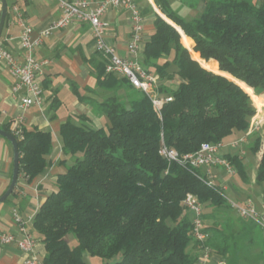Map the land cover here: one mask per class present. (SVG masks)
I'll list each match as a JSON object with an SVG mask.
<instances>
[{"label":"trees","instance_id":"trees-1","mask_svg":"<svg viewBox=\"0 0 264 264\" xmlns=\"http://www.w3.org/2000/svg\"><path fill=\"white\" fill-rule=\"evenodd\" d=\"M153 1L180 33L151 7L142 10L153 16L142 64L159 76L160 96L172 100L158 115L146 94L127 79L106 74L102 59L97 63L96 86L114 92L99 104L107 126L93 128L80 117L59 128L62 153L73 163L57 175L55 189L32 220L34 236L45 249L43 264H86V255L104 264H195L198 256L187 252L196 243L184 196L195 195L204 207L230 206L222 189L209 186L200 170L168 164L158 148L163 139L180 154L193 153L202 143H222L246 132L256 113L252 99L264 94V0L258 5L196 0L203 7L192 20L180 16L171 0ZM172 81L175 88L165 85ZM120 89L123 97L117 95ZM10 125L0 128L12 133ZM251 139L250 151L256 154L261 141L256 134ZM16 141L18 175L30 182L47 166L52 135L22 127ZM226 158L238 175L247 176L238 156ZM255 183H264V144ZM205 231L213 251L226 255L227 236L214 222ZM68 234L77 241L73 247Z\"/></svg>","mask_w":264,"mask_h":264},{"label":"crops","instance_id":"crops-1","mask_svg":"<svg viewBox=\"0 0 264 264\" xmlns=\"http://www.w3.org/2000/svg\"><path fill=\"white\" fill-rule=\"evenodd\" d=\"M14 1L7 0V21L0 37V46L14 57L21 58L22 50L18 43L21 27L17 23V17L11 11ZM88 1L95 3L101 0ZM137 4L141 13L142 10L151 7L160 15L153 0H137ZM18 7L23 21L32 27L35 35L46 31L53 21L61 17V9L53 0H28L18 3ZM129 16V12L122 8H110L101 16V20L108 24L105 42L113 46L117 54L124 58H129L127 51V43L131 34ZM142 17L143 41L145 42L153 32V16L151 13H145ZM34 55L38 60L47 62L43 67V74L39 76L44 90V102L41 107L20 108L18 99L11 94L14 79L5 62L0 60V120L2 125L11 123V127L13 120L21 118L22 127L36 128L50 132L52 135V150L46 156L47 166L43 172L30 182L18 175L12 194L7 201L0 204V229L13 234L17 239L21 235L13 220V212L17 211L22 219L29 220L28 228L33 232L32 220L39 206L55 189L57 175L73 163V157L69 163V156L64 155L61 150L62 140L59 135L61 124L67 119L79 122L80 117H84L88 125L100 128L105 115L101 112L99 104L114 95V92L102 90L96 86L95 66L101 61V57L95 50L91 29L87 23H72L64 28L51 31L42 38V44L35 50ZM175 84V81L165 83L170 88H175ZM124 94L123 89L117 91V95L123 97ZM252 101L258 115L264 116V94L255 95ZM261 132H264V122L261 125ZM256 135L261 141L260 149L256 154L250 151L252 135L244 147L245 155L242 157L238 156L237 149L227 146L228 142L239 138V135L226 140L224 147L220 150L225 157L226 155L238 156L245 166L247 174L245 178L238 175L233 165V173L219 166L211 171L214 184L229 193L231 199L227 200V203L229 201V203L244 204L250 200L258 208L264 206V187L262 184L255 183L256 169L261 159L264 140L259 134ZM12 166L11 144L0 137V196L10 183ZM200 171L203 173V170ZM224 174L227 175L226 178ZM236 175L239 176L236 181L228 177ZM241 221L246 225L245 220ZM187 252L192 256L199 254L194 243H191ZM34 253L40 259H43L45 255L44 246L38 240ZM219 261H223V256L213 252L206 264H217ZM0 264H23V256L15 243L0 244ZM86 264H104V261L99 257L86 255Z\"/></svg>","mask_w":264,"mask_h":264},{"label":"built area","instance_id":"built-area-1","mask_svg":"<svg viewBox=\"0 0 264 264\" xmlns=\"http://www.w3.org/2000/svg\"><path fill=\"white\" fill-rule=\"evenodd\" d=\"M25 1L28 0H15L11 7L12 13L17 17V23L21 27L18 37V43L22 50L21 58L14 57L0 46V60L5 62L10 75L14 79L11 94L16 96L21 109L31 106L41 107L44 102V90L39 81V76L43 74V67L47 62L38 60L34 55L35 50L42 44V38L51 31L64 28L72 23H87L90 26L94 47L104 63L105 73L127 79L133 88L146 94L158 115H160L163 104L172 100L170 96H160L158 92L159 76L147 71L142 64L144 26L137 0H101L95 3L88 0H53L58 3L61 9V17L53 21L46 31L36 35L32 27L26 24L19 14L18 3ZM110 8H122L130 14L131 34L127 43L129 58L120 57L115 48L105 42L108 24L101 20V16ZM1 114H4V112H1ZM263 117V115H258V112H256L250 119L246 132L239 138L228 142L227 146L238 150L239 157L245 155L244 147L251 135L259 134L264 140V132H261V125L264 122ZM11 131L15 138H22L21 118L12 121ZM223 147L224 142L217 144L202 143L197 151L180 154L176 149L166 146L163 139H161L158 154L168 164L177 163L203 170L202 174L205 176L207 184L214 186V176L211 173L214 167L219 166L229 173L234 172L230 161L220 153ZM229 204L240 218L259 227L264 237V206L258 208L250 200H247L244 204L233 202ZM182 206L184 211L191 217L192 237L199 252L195 264H206L214 251L208 245L209 234L205 231V223L202 218L204 206L191 193L184 196ZM13 220L21 237L17 239L13 234L0 229V244L15 243L23 256V264H43L42 259L34 253L37 239L28 228L29 220L22 219L17 211L13 212ZM217 264L225 263L219 261Z\"/></svg>","mask_w":264,"mask_h":264},{"label":"rangeland","instance_id":"rangeland-1","mask_svg":"<svg viewBox=\"0 0 264 264\" xmlns=\"http://www.w3.org/2000/svg\"><path fill=\"white\" fill-rule=\"evenodd\" d=\"M251 1L254 4L258 5L261 0ZM195 2L196 0H171V7L186 20H192L193 18H196L200 15L203 7L201 1L198 2L197 5L194 4ZM162 15L160 13V16L163 19L174 25L164 15L163 16L165 18ZM106 123L107 118L106 116H104L103 122L100 123V126L106 128ZM71 159L72 157L69 156V163H71ZM224 177L226 178L227 175L224 174ZM228 177L233 181H236L239 178L238 175L234 177ZM262 185V187H264V183H262ZM223 193L227 200L231 199L227 191H223ZM203 212L207 216L206 218L202 217L203 220L205 219V225L212 226L214 222L217 229L221 231L225 236H227L226 241H224L223 243L227 247V253L226 255H222L223 262L225 264H264L263 234L256 225L247 220H245L246 225L243 224L241 220L244 219L240 218L237 212L232 209L231 206H229L228 208L223 206L204 207ZM66 240L71 247H73L77 242L72 234H68ZM190 246L191 243L187 249H189Z\"/></svg>","mask_w":264,"mask_h":264},{"label":"water","instance_id":"water-1","mask_svg":"<svg viewBox=\"0 0 264 264\" xmlns=\"http://www.w3.org/2000/svg\"><path fill=\"white\" fill-rule=\"evenodd\" d=\"M7 14H8L7 1L0 0V37L2 34V30L5 24ZM174 27L176 28V26ZM0 137L6 139L11 144L12 154H13V166H12V174H11L10 183L6 191L0 196V204H2L12 194L17 184V179H18V174H19V153H18V146H17L16 138L11 133L6 132L5 130L0 128Z\"/></svg>","mask_w":264,"mask_h":264}]
</instances>
